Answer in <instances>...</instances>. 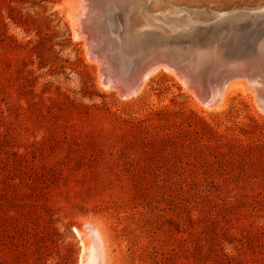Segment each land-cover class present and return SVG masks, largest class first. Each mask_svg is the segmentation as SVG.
I'll return each instance as SVG.
<instances>
[{"label":"rangeland","instance_id":"374dc122","mask_svg":"<svg viewBox=\"0 0 264 264\" xmlns=\"http://www.w3.org/2000/svg\"><path fill=\"white\" fill-rule=\"evenodd\" d=\"M73 27L68 0H0V264H89L91 225L106 264H264L255 93L161 71L122 95Z\"/></svg>","mask_w":264,"mask_h":264},{"label":"bare ground","instance_id":"6f19581e","mask_svg":"<svg viewBox=\"0 0 264 264\" xmlns=\"http://www.w3.org/2000/svg\"><path fill=\"white\" fill-rule=\"evenodd\" d=\"M103 1L104 5H102V7L106 8V13L107 9H110V6L112 7L107 13L108 19L106 25L108 26L111 33L118 37L117 42H115L113 38H109L107 42V40H105L106 38L104 39L103 35L100 33L102 30L99 31L98 29V26L101 28V23L99 20L100 17L97 15L99 12L96 11L94 13L96 6L92 3V0H68V4L70 6V16L74 25L73 31L76 36H83L82 38H84V41L86 42L87 54L91 59H93V61L95 60L98 63L100 69V82L104 87L108 89H115L122 95H131L137 92L139 93L151 76L161 71H167L174 74V76L176 75V77L182 81V84L188 86L197 96V99L201 100L203 102L202 104L204 105H224L227 103L233 90L242 88L243 90L251 89L255 93L257 104L264 109V81L262 79L256 77L254 78L249 75H235L233 74L235 73L233 68L227 67L223 69L220 67L219 69L218 66V71L206 72V70H208L206 69L207 66L204 67L201 65L198 54L191 56L187 60H184L182 63H180L185 65L182 67L175 64L172 65L164 61L161 56H158L154 59H141V61L137 62L136 65L132 63L127 64L126 61L128 60L126 59L131 58L129 55L132 52H129V50H127L125 47L126 42L124 39L125 36L130 33V30L127 31V29L124 28L121 23L127 19L125 16V10L127 6L129 7L128 9H134L135 7L133 4L132 6L129 5L131 3L128 4V0H126V3L124 0ZM141 1H143V3L145 2V4L148 6V9H153L150 11L155 12L151 15V13L149 12L148 14L147 11V15H149L151 18L149 19L147 16L144 18V21H140V23L144 25L148 24V22L151 20H154V16L156 15H178L183 13V11L186 12V15L182 21L187 22L191 21L192 19L199 20V32H202V35L206 34L211 37H218L221 35V37H231V35L235 34V32L239 33V31H247V29L251 27H258L259 25L264 24L262 22L258 24L256 23L257 21L252 20V22H248V25H245L248 18L242 16H234L229 19L208 22L212 20L214 14H227V12H232V10L236 7L264 9V0H140V2ZM142 8L144 7L142 6ZM113 9L114 15L111 13ZM142 12H144V10ZM134 15H136L137 21L142 19L140 17V13L135 10ZM173 24V21H170V23L168 22V27H171ZM134 28L136 29L135 25H133V31ZM113 41L115 43H113ZM146 42V44H154L153 41ZM108 44L112 47L111 51H109L107 48ZM113 48H117L120 54L114 53L115 51L113 52ZM215 53H218L217 50H215ZM126 54H129V58ZM186 57L187 54H182L178 59L183 60ZM148 65V72L144 76H141L145 67ZM191 68L199 69L200 71L202 68L204 69L202 72H192ZM183 70H186L185 74L182 72ZM140 76L142 77L141 79ZM205 82L208 83V85H206V87H209H207V90L203 86ZM89 228L90 234L88 231V235H91V238L89 237L91 241L87 246V251L89 252L87 258L90 260L88 263L106 264L104 247L98 242V231L95 226L93 227V225H91ZM86 244L87 243H85V245ZM84 258L85 257H83L82 261L86 260Z\"/></svg>","mask_w":264,"mask_h":264},{"label":"water","instance_id":"95a60500","mask_svg":"<svg viewBox=\"0 0 264 264\" xmlns=\"http://www.w3.org/2000/svg\"><path fill=\"white\" fill-rule=\"evenodd\" d=\"M124 1L126 3V0ZM109 8L111 9L112 7L110 6ZM128 8L127 6L125 10L127 19L121 23L127 31L130 30V33H128L124 39L126 42L125 47L129 52H140L138 55L140 60H147L148 58L154 59L161 56L164 61L182 67L184 64L182 65L180 63L198 54L201 65L204 67L207 66L206 69L213 67L218 68V66L222 67L221 69L226 67L233 68L235 72L233 74L235 75H249L264 81V24L258 27H251L247 29V31L235 32L231 37H211L206 34L202 35V32H199V20L192 19L187 22L182 21L186 15L184 11L178 15H156L154 16V20L144 25L136 20L134 9ZM105 9L106 8L102 7L97 10L100 13L97 14L100 17L101 30L103 35H105L104 39L113 38V40L117 42L118 37L112 34L106 25V20L108 19L107 13L110 9H107V13ZM252 10L253 12H250ZM247 11L250 13H247ZM111 13L114 15V9ZM234 16L247 17L251 22L255 20L258 24L261 22L264 23V9H249L244 7H236L232 12H227V14H214L212 20L208 22L229 19ZM170 21H173L174 24L168 27V22L170 23ZM133 25L136 26L134 31L132 29ZM114 41L113 43H115ZM146 41H153L154 44H146ZM107 48L109 51L112 49L109 44ZM232 49L235 50L234 53L231 52ZM215 50H217L218 53H215ZM113 52L116 54L119 53L117 48H113ZM182 54H187V57L183 60H179L178 58H180ZM203 69L204 68H202V70ZM148 70L149 65L145 67L141 76H144ZM186 70L182 72L185 74ZM191 70L192 72H202V70L200 71L199 69L191 68ZM141 76L140 79L142 78Z\"/></svg>","mask_w":264,"mask_h":264}]
</instances>
